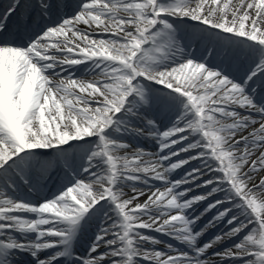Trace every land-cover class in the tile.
<instances>
[{
	"label": "snow or ice",
	"instance_id": "obj_1",
	"mask_svg": "<svg viewBox=\"0 0 264 264\" xmlns=\"http://www.w3.org/2000/svg\"><path fill=\"white\" fill-rule=\"evenodd\" d=\"M261 173L264 0H0V264H264Z\"/></svg>",
	"mask_w": 264,
	"mask_h": 264
},
{
	"label": "bare ground",
	"instance_id": "obj_2",
	"mask_svg": "<svg viewBox=\"0 0 264 264\" xmlns=\"http://www.w3.org/2000/svg\"><path fill=\"white\" fill-rule=\"evenodd\" d=\"M221 2H222V0H221ZM80 27L83 28L84 26L81 25ZM97 38H99V37H97ZM227 64H228V63H227ZM228 65H229V66H227V67H228V71H226L227 73H229V74H238V70H237V69L235 70V68H236L235 65H233V64H228ZM78 66H80V65H78ZM78 66H75V68L73 69L74 72H75V78H78V79H85V80H88V79H91V78H92V76L94 75V73H88V72H87V73H85V74H81V75H80V73H78V71L75 70ZM83 66H84V65H83ZM85 67L87 68L88 65L85 64ZM129 142H130L131 145H132V147H131L130 149L126 150V151L129 152V153H131V152H132L135 148H137V147L142 148V149L145 150L146 152H150V151H148V148L150 147V146H149L150 143H148V142L145 143V142L143 141V142H138V143H137V142L134 141L133 138H129ZM152 144L154 145L155 150H154V152H150V153H156V152L158 151V146H157L156 141L154 140ZM197 151H198V150H197ZM196 153H197V152H196ZM121 154H123V153H121ZM181 155H182V153H181ZM181 155H180V157H181ZM180 157H179V158H180ZM154 158H155V157H147V156L144 157V159H154ZM181 158H182V157H181ZM181 158H180V159H181ZM176 159H177V158H173V162H175ZM192 162H194V164H196V166H199L200 163H201L199 160H194V161H192ZM194 166H195V165H194ZM183 167H184V166H183ZM180 169H181V168H180ZM180 169H177V170H175L174 172H172V173L170 174V179H171L172 181H175V180L181 179V178L185 175V174H184V175H181L182 172H180ZM175 173H177V174H175ZM50 175H51V179H49V180L47 181L46 186L51 185V186L53 187V186H55V185L57 184V181H58V179H59V176L57 175L56 172H52ZM261 175H264V173H261ZM208 178H211V177H210V176H207V179H208ZM151 183L154 185V188H153L152 190H155V189H157V188L162 189V188L165 186V185H163V184H162L161 182H159V181H151ZM121 187H122V190H123L125 193H127L128 195H132V192H131V188H130V187H128L127 185H121ZM137 187H138V188H143L144 186L138 184ZM183 187H188V188L193 189V191L189 194V197H187V198H190L191 196H195V195H197V193L199 192V190H197L196 187L194 188V185H193V184H189V185L182 186V188L179 189V190H182ZM145 190L147 191V189H145ZM217 198H219V196H218ZM145 199H147V196H143V197H141L140 200H139V202L142 203ZM204 205H205V203L201 202V204H200L199 206H196V207H197V214H198L199 211H202V210H203V207H205ZM188 214H189V215H192L193 213H192L191 210H189V213H188ZM213 215H214V213H213ZM209 219H211V216H207L206 218H202V220H201V222H200L201 227L203 226V224L207 223V221H208ZM97 227H98V223L92 225V226L90 227V230L87 231V232H86V235H84V236H85L87 239H89L90 236H93V235H94V234L92 235L91 232H92L93 230H94V232H95ZM222 227H223V225H220L219 227H217V228L215 229V232H213V231H209V232L205 235V237H204L203 239H204V240L209 239L212 235H214L215 233L219 232V231H220V228H222ZM225 230H226V229H225ZM141 231H142L144 234H146V235H150V236H153V237H156L157 239L162 240V241H164L165 243H172V244L176 245L177 247L180 246L178 243H173L174 240H173L171 237L164 236V235H162V234H160V233H157V232H154V231H150V230H147V229H142ZM165 243H161V244H158V245H155V246L148 244V245H146V247H149V248H151V247H155L157 250H164V249H165ZM224 246L227 247L228 245L225 244ZM209 254H211V253H209Z\"/></svg>",
	"mask_w": 264,
	"mask_h": 264
},
{
	"label": "rangeland",
	"instance_id": "obj_3",
	"mask_svg": "<svg viewBox=\"0 0 264 264\" xmlns=\"http://www.w3.org/2000/svg\"><path fill=\"white\" fill-rule=\"evenodd\" d=\"M198 54V53H197ZM216 61H213V63H215ZM76 71H78V72H80V75L81 74H85V73H87L86 72V67H85V65L83 66V65H80V66H78L76 69H75ZM139 138H141V139H144L145 137H139ZM147 139V138H146ZM184 145H181V147H183ZM190 154H193V153H186L184 156L186 157H188V156H190ZM191 168H193V166L191 167ZM191 168H189V169H187L186 170V172H188ZM203 193V191H200L199 192V194H202Z\"/></svg>",
	"mask_w": 264,
	"mask_h": 264
}]
</instances>
